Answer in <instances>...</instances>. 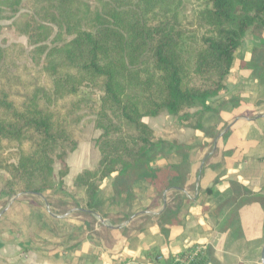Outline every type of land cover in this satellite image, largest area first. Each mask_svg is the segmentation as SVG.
<instances>
[{"label":"trees","instance_id":"trees-1","mask_svg":"<svg viewBox=\"0 0 264 264\" xmlns=\"http://www.w3.org/2000/svg\"><path fill=\"white\" fill-rule=\"evenodd\" d=\"M94 2L0 0V23L27 39V46L0 40L1 195L43 193L56 163L63 189L66 159L91 118L101 133L100 165L78 174L74 187L78 205L94 210L106 179L142 168L155 150L146 119L168 114L190 127L191 110L208 111L226 91L248 33L263 42L249 65L264 71V0H199L189 16L179 0ZM252 200L264 207L261 194ZM170 264L204 261L195 250Z\"/></svg>","mask_w":264,"mask_h":264},{"label":"crops","instance_id":"crops-1","mask_svg":"<svg viewBox=\"0 0 264 264\" xmlns=\"http://www.w3.org/2000/svg\"><path fill=\"white\" fill-rule=\"evenodd\" d=\"M262 43L247 34L226 91L191 110L192 126L146 119L155 150L106 179L94 210L74 187L100 165L94 140L68 155L63 189L58 164L43 193L0 194V264H170L195 250L204 264H262L264 207L252 198L264 196V71L249 65Z\"/></svg>","mask_w":264,"mask_h":264},{"label":"rangeland","instance_id":"rangeland-1","mask_svg":"<svg viewBox=\"0 0 264 264\" xmlns=\"http://www.w3.org/2000/svg\"><path fill=\"white\" fill-rule=\"evenodd\" d=\"M88 2H90L91 4H94V0H86ZM181 2L182 5V9H183V13L185 15H192L195 13L198 5H199V0H179ZM0 25L3 26V29L1 31L0 34V40L6 41L8 43H14V42H18V43H22L23 45L27 46V39L24 37H19L15 31L11 28V22H2L0 23ZM202 32L198 31V35H201ZM264 72L261 71H257V74H261ZM83 96L91 98L95 101H99L100 100V94L93 91V90H89V89H83L82 91ZM150 122V120H148ZM129 127H132L131 124H128ZM95 132L99 133V135H101V133L99 131H96L94 129L93 124L91 123V118H88L87 120H85V122L83 123V127H82V133L80 134L81 140L84 141H91L94 140L96 142V140L100 137H98ZM97 137V138H96ZM60 163H56V165H58ZM61 165V164H60ZM54 166V168H55ZM61 169H62V165H61ZM5 173V172H4ZM4 178L2 176H0V183H3ZM18 196V195H17Z\"/></svg>","mask_w":264,"mask_h":264},{"label":"water","instance_id":"water-1","mask_svg":"<svg viewBox=\"0 0 264 264\" xmlns=\"http://www.w3.org/2000/svg\"><path fill=\"white\" fill-rule=\"evenodd\" d=\"M96 218H98L100 221H101V223H103L104 225H107L108 227H109V224L105 221V220H103L101 217H99L97 214H95V213H93V212H91ZM262 264H264V247H263V251H262Z\"/></svg>","mask_w":264,"mask_h":264},{"label":"built area","instance_id":"built-area-1","mask_svg":"<svg viewBox=\"0 0 264 264\" xmlns=\"http://www.w3.org/2000/svg\"><path fill=\"white\" fill-rule=\"evenodd\" d=\"M197 252H198V250H196ZM193 257H194V254L193 255H191V257H189V260L191 261V260H193ZM160 260V259H159Z\"/></svg>","mask_w":264,"mask_h":264}]
</instances>
